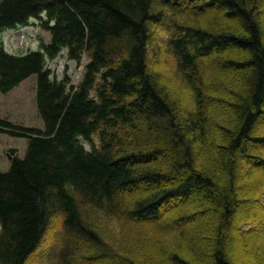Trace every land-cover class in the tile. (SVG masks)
Wrapping results in <instances>:
<instances>
[{"label": "trees", "instance_id": "1", "mask_svg": "<svg viewBox=\"0 0 264 264\" xmlns=\"http://www.w3.org/2000/svg\"><path fill=\"white\" fill-rule=\"evenodd\" d=\"M31 19L49 40L8 51L3 31ZM157 28L177 89L151 64ZM62 53L76 84L47 66ZM32 75L43 126L0 118L27 141L0 170V264H25L58 219L50 264H237L235 230L238 258L264 264V215L236 218L264 206V0H0V92Z\"/></svg>", "mask_w": 264, "mask_h": 264}, {"label": "rangeland", "instance_id": "2", "mask_svg": "<svg viewBox=\"0 0 264 264\" xmlns=\"http://www.w3.org/2000/svg\"><path fill=\"white\" fill-rule=\"evenodd\" d=\"M49 35L45 30H42L39 26H28L20 29L19 31H9L4 30L2 33V39L5 47L11 52H23L27 47H35L37 46V42L39 39H43L44 41H48ZM150 54H151V64L152 67L155 68V72L158 70H163L165 74V80L170 85L171 88L177 89L179 88V83L166 72L171 67L173 61L171 55L167 51L166 46V32L163 29L157 28L154 43L150 46ZM28 49V48H27ZM154 51L159 53V57L154 58ZM48 65L57 71L58 74H61L63 67L67 65V74L69 75L71 82L76 84L81 75V67L75 65L73 61H66L64 56H60L56 60L49 61ZM164 79V78H163ZM181 91V90H177ZM0 118L10 121L15 125H22L27 127H42V120L39 117L37 112L36 104H35V76H31L23 80L16 87L11 89L6 93L0 92ZM26 148V139L22 137H12L6 133L0 132V169L6 170L9 165V159L6 155L10 149H15L16 153L20 156L24 155ZM238 170L241 173L245 172L244 166H238ZM240 178V177H239ZM237 178L236 189H239L240 184H242V179ZM139 190H142L141 186H138ZM192 195L190 199L197 200L198 196ZM126 199V196L124 197ZM262 199V204H264V195ZM250 202L247 210H238L236 218L242 220V216L246 211H250V213L258 212V216L264 215V206L258 208L255 204H251ZM261 214V215H260ZM94 223L98 222L97 227H101L100 229L103 231L104 237L107 238L108 241H113L111 237L117 238L114 236L118 233V230L115 228V221L113 219H107L102 216L95 215L92 218ZM261 219V218H260ZM57 221V222H56ZM198 222H202L201 218L195 214V217L190 218L187 221L188 228L196 227ZM62 225L58 220H52L49 223L48 227L45 229L44 236L41 238L38 246L28 255L25 264H50L53 258L50 260L48 258V254L50 253L51 248L53 247V241L56 236L61 234ZM256 239L259 241V238L262 237L260 233H264L263 228L256 229ZM261 236V237H260ZM246 236L240 234L238 230H235L234 235V249L233 256L237 264H246L243 260L238 258L237 251H243L239 246V242L243 241ZM252 239L247 238L246 242L251 244ZM238 245V246H237ZM231 246H233L231 244ZM80 262V263H79ZM79 264H108L107 262H85L78 261ZM54 264H63V260H59Z\"/></svg>", "mask_w": 264, "mask_h": 264}]
</instances>
